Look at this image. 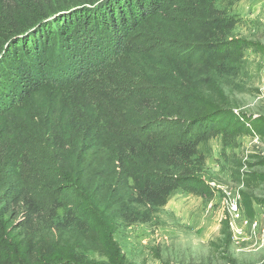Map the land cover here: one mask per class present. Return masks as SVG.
Here are the masks:
<instances>
[{
    "label": "trees",
    "instance_id": "obj_1",
    "mask_svg": "<svg viewBox=\"0 0 264 264\" xmlns=\"http://www.w3.org/2000/svg\"><path fill=\"white\" fill-rule=\"evenodd\" d=\"M168 18L187 36L167 47ZM239 23L218 0H0V264H135L115 221L150 222L181 189L213 195L211 141H264V117L235 113L225 89ZM71 227L98 235L103 258L48 235Z\"/></svg>",
    "mask_w": 264,
    "mask_h": 264
},
{
    "label": "rangeland",
    "instance_id": "obj_2",
    "mask_svg": "<svg viewBox=\"0 0 264 264\" xmlns=\"http://www.w3.org/2000/svg\"><path fill=\"white\" fill-rule=\"evenodd\" d=\"M220 1L240 21L232 37L237 41V55L244 56L242 60L236 57L239 72L225 87L230 106L240 115L264 117V0ZM166 20L169 37L174 38L166 43L168 47L171 41L180 42L187 35L176 33L172 19ZM154 26L158 27V23ZM160 39L156 44L164 47ZM158 54L154 53L151 59L155 66L165 67L167 60ZM210 145L205 178L213 195L195 196L181 189L150 222L128 226L115 221L113 238L125 259L135 264H264V181L259 180L264 176V141L251 132L229 144L215 138ZM21 171L27 182H32L28 169ZM46 181L43 177L37 189L42 202L51 193ZM242 192L251 199L253 216L245 210ZM235 202L240 209L237 217L230 205ZM225 219H229L232 231L230 246L222 240ZM93 233L71 227L67 235L61 236L56 228L48 235L100 260L103 256L98 242H103L94 238L98 235ZM213 243L219 246L218 250ZM0 254L4 255L3 251Z\"/></svg>",
    "mask_w": 264,
    "mask_h": 264
},
{
    "label": "built area",
    "instance_id": "obj_3",
    "mask_svg": "<svg viewBox=\"0 0 264 264\" xmlns=\"http://www.w3.org/2000/svg\"><path fill=\"white\" fill-rule=\"evenodd\" d=\"M230 205L232 206V211L236 213V217L239 216L240 209H238L239 205L237 204V202L231 203Z\"/></svg>",
    "mask_w": 264,
    "mask_h": 264
}]
</instances>
